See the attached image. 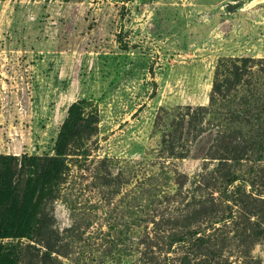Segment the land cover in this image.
<instances>
[{
  "label": "rangeland",
  "instance_id": "374dc122",
  "mask_svg": "<svg viewBox=\"0 0 264 264\" xmlns=\"http://www.w3.org/2000/svg\"><path fill=\"white\" fill-rule=\"evenodd\" d=\"M249 56L264 0H0V155L53 154L79 99L99 113L18 264H210L200 239L213 264H264V154L227 145L236 99L210 102L218 63Z\"/></svg>",
  "mask_w": 264,
  "mask_h": 264
},
{
  "label": "trees",
  "instance_id": "16d2710c",
  "mask_svg": "<svg viewBox=\"0 0 264 264\" xmlns=\"http://www.w3.org/2000/svg\"><path fill=\"white\" fill-rule=\"evenodd\" d=\"M232 63L221 60L215 71L211 104L228 105L236 99L239 107L227 114L229 124L237 128L227 137V145L237 151L264 154L262 133H246L240 128H264V59L243 57ZM259 66L257 72L251 68ZM242 94L239 97L238 94ZM219 126L200 131L188 158L204 161L218 142ZM99 132V113L92 100L79 99L72 103L59 127L51 155H0V264H18L19 249L15 241L31 239L46 201L55 199L66 180L68 157L79 151ZM262 146V147H261ZM193 244L194 254L207 256L213 264L219 256L217 247L208 240ZM146 259V258H145ZM146 264H156L147 258Z\"/></svg>",
  "mask_w": 264,
  "mask_h": 264
},
{
  "label": "water",
  "instance_id": "95a60500",
  "mask_svg": "<svg viewBox=\"0 0 264 264\" xmlns=\"http://www.w3.org/2000/svg\"><path fill=\"white\" fill-rule=\"evenodd\" d=\"M74 103V102H73Z\"/></svg>",
  "mask_w": 264,
  "mask_h": 264
}]
</instances>
